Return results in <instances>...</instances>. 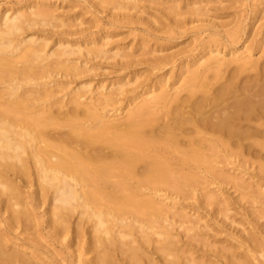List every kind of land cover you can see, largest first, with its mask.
Here are the masks:
<instances>
[{"label":"bare ground","instance_id":"6f19581e","mask_svg":"<svg viewBox=\"0 0 264 264\" xmlns=\"http://www.w3.org/2000/svg\"><path fill=\"white\" fill-rule=\"evenodd\" d=\"M90 1L99 8L116 0ZM116 2V9L126 6ZM25 7L9 6L0 12V201L2 211L9 212L5 231L0 230V264H42L20 244L13 249L8 244L7 227L27 230L25 223L34 208L25 195L27 201L22 203L24 189L20 183L33 180L37 185L34 199L53 193V206L48 211L49 217L56 216L49 220L55 231H70L69 217L75 211L91 221L87 236L82 220L74 228L75 235L83 240L84 250L79 253L82 264H115L120 254L132 264H264V230L257 221L264 217L263 209L251 210L253 230L232 235L237 244L230 239V243L213 246L216 248L208 247L206 240L202 241L206 249L177 246L178 239L173 238L169 225L160 223L175 207L174 214L184 220L186 215L177 206L176 197H189L201 188L203 171L248 187L217 164L243 153L249 158L256 145L264 148V54L252 57L246 53L251 44L245 43L233 48L230 57L221 55L219 48H208L196 67L184 77L180 75L181 87L148 88L140 100L139 92L133 91L131 103L126 102L124 115L118 117L108 108L117 100L112 91L89 96L86 87H74L66 92L69 82L59 83L55 78L57 73L78 76L90 70L70 56L102 57L108 50L106 43L70 48L75 40L68 38L67 29L58 35L60 38L57 36L55 43L60 49L49 51V33L36 32L39 38L24 34L53 25V10L31 4ZM118 14H113V20L126 17ZM241 30L238 27L227 34L238 41ZM217 31L215 36L221 35ZM259 47L264 49V44ZM159 57L152 62L154 68L169 61L166 56V60ZM125 85L117 90L123 93ZM259 167L264 171V163ZM12 176L19 177L20 183L11 180ZM163 191L176 197L166 202L161 197ZM204 194L209 204H232L228 196L221 201L216 191ZM251 197L264 198V192L259 189ZM127 214L133 215L129 221ZM158 223L163 228L157 231ZM117 226L124 229L118 231ZM139 229L143 240L134 237ZM152 233L163 237L155 241ZM27 239L25 235L22 243ZM142 241L152 244L150 255L142 250Z\"/></svg>","mask_w":264,"mask_h":264},{"label":"rangeland","instance_id":"374dc122","mask_svg":"<svg viewBox=\"0 0 264 264\" xmlns=\"http://www.w3.org/2000/svg\"><path fill=\"white\" fill-rule=\"evenodd\" d=\"M115 2L107 4V7L98 8L91 6L90 0H0V12L9 6L23 9L24 5L27 7L30 4L31 6L36 5L53 10L56 18L52 22L53 25L39 26L43 29L36 27L24 34L27 35V38L31 36L34 38L38 36L39 38L38 33L40 31V33L43 30L46 32L43 33H49L47 35H50L49 51L60 49L61 46L55 43L56 39L60 38L58 35L67 29H69L68 38L75 40L68 45L70 48L72 45L73 48H77L79 44L82 48H89L106 43L105 47L108 50L102 57L91 59V57L82 54L70 56L74 62H82V64L91 68L90 70L78 76H65L57 73L55 78L59 83L60 81L62 83L64 81L69 82V88H65V91H70L74 87H86V94L89 96L99 95L98 91H103L106 94L112 91L110 93L114 94L113 96L117 100L112 106L108 105V108L111 113H118V117L124 115L126 102L131 101L133 91L134 93L139 92L137 94H139L140 100L146 96L143 92L148 88L159 90L162 86L170 89L175 88V86L181 87V79L187 74L186 71L188 72L196 67L197 62L206 57L204 54L209 50L208 48H219L221 55L230 57L233 48L242 47L245 43L246 45L251 44L250 50L246 53L252 54V57L257 58L264 54V49L260 50L259 47V44H262V46L264 44V0H118V2H123L126 5L121 9H116L117 2L116 4ZM197 12L201 13L195 14ZM112 13H119L117 17H123V15L126 17H123L121 21H115ZM98 19H100V22ZM95 20H98L97 23ZM238 27L243 31H240L239 40L233 41L227 33L229 30ZM214 30H218L217 32L221 35L216 34L215 36ZM170 36L173 38L169 39ZM217 38L219 43L216 42ZM247 38L248 40L245 42ZM156 56L161 58L166 56L169 61H166L167 64L164 63L165 65H162L161 68H154L152 62L157 58ZM87 59L91 60L87 61ZM211 74L210 77L213 75ZM180 75L183 77H180ZM120 83H125V87L127 86L126 88L129 91L125 90L121 93L117 90L121 85ZM65 91L62 92L65 94ZM116 91H119V93ZM60 93L59 95H63V93ZM181 93L185 94L186 90ZM136 100L139 101L138 98ZM114 108L117 110L115 111ZM245 155L246 153H243L236 159L221 160L217 166L225 171L228 176L236 175L241 178L243 183L248 184L247 188L237 186L230 180L223 181V179L214 177L210 172L203 171L202 187L194 190L189 197H176L170 191L161 192L162 196H160L166 202H170L173 197H176L180 204H177V206L186 215L185 218H182L185 221H182L174 214L175 207L169 213H166L160 222L163 225H169L173 238L178 239L177 246L181 247L184 244L182 247L189 245V247L193 246L192 248L206 249L211 246H222L230 243L231 240L237 244L238 241L232 238L233 234L238 235L241 231L246 233L251 229L253 230L251 210L263 209L264 211V198L254 200L251 197V194H255V191L259 189L264 192V171L259 167L260 163H264V148H259L256 145L249 158H245ZM14 177L12 176L11 180L21 181L19 177ZM20 184L24 189H22V196L27 197L29 206L34 208V212L28 220L26 219L27 223L23 220V223L27 224V230L21 229L22 227H7L10 230L8 244L11 245V249L20 244L21 249H25L29 254L37 255L42 264H82L83 261L79 260V253L84 250L83 240L80 236L75 235L74 228L82 220L87 236L92 230L91 221L80 218L78 216L80 213L75 211L69 217L70 231H58V233L49 224V220L56 218V216L49 217L50 212L48 211L53 206V193L49 192L40 199H34L37 188L34 180L28 183L21 182ZM208 190L216 191L221 201L228 196L232 200V204L224 206L223 201L219 205L207 203L204 199V193ZM165 196L168 198H165ZM25 197L24 202L22 201L23 204L27 201H25ZM19 203L21 204V201ZM0 205L2 206L1 201ZM222 208L227 209L217 211ZM0 210L5 209L2 206ZM8 215L7 210L2 211L0 214V230L5 231L7 226H5V222ZM128 216H126L127 221L133 217L132 214ZM257 221L261 229L264 230V217L259 218ZM216 226L218 230H215ZM115 228L116 230L118 228L119 230L124 229L121 226ZM159 228L162 229L163 227H160L158 223L155 225V230L158 231ZM21 230H23V234L20 233ZM24 234L28 236V239L22 243L25 237ZM134 237L143 240L140 229L136 231ZM151 237L157 241L163 236L152 233ZM79 240H82L81 244ZM203 240L209 241L210 245L207 247L202 243ZM237 249L238 251L242 250V248ZM142 250L145 254L150 255L153 252L151 251L153 250L152 244L144 242ZM85 256H90V253H86ZM154 256L156 259L159 258L158 254ZM118 257L120 264H132L124 259L123 254L118 255ZM121 258L124 259V262ZM260 258L263 257L260 256ZM118 260L115 264H119L117 263ZM160 261L159 263H162Z\"/></svg>","mask_w":264,"mask_h":264}]
</instances>
